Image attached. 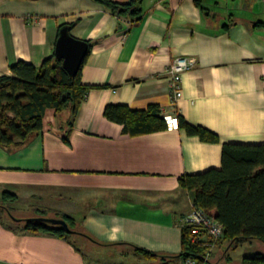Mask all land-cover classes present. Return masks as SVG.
Masks as SVG:
<instances>
[{"label": "crops", "instance_id": "0c3cea01", "mask_svg": "<svg viewBox=\"0 0 264 264\" xmlns=\"http://www.w3.org/2000/svg\"><path fill=\"white\" fill-rule=\"evenodd\" d=\"M140 8L129 21L97 0H0V75L19 60L41 65L68 25L90 46L80 80L92 86L69 130L47 109L38 133L0 146V194H14L6 205L16 218L45 207L95 240L85 251L1 215L0 264H164L137 261L133 246L179 254L182 218L193 205L179 178L220 168L222 143H264V1L141 0ZM174 57L194 63L172 105L166 70ZM109 104L157 105L219 142L180 127L130 137L104 117ZM236 248L226 249L228 262Z\"/></svg>", "mask_w": 264, "mask_h": 264}, {"label": "trees", "instance_id": "16d2710c", "mask_svg": "<svg viewBox=\"0 0 264 264\" xmlns=\"http://www.w3.org/2000/svg\"><path fill=\"white\" fill-rule=\"evenodd\" d=\"M97 1L111 14L129 21L140 17L141 0ZM89 47L88 44L86 55ZM8 70V74L0 75L1 147L22 145L30 136L38 133L43 127V117L47 109H53L69 130L81 100L92 88L81 83L80 68L74 77H70L63 69L61 60H57L54 55L45 58L39 66L19 60L11 64ZM103 115L106 119L120 124L122 132L130 137L166 129L160 109L154 104L139 110H132L126 105L109 104L105 106ZM178 118L179 127L187 135L196 136L207 143L219 142L215 133L202 126L191 125L180 116ZM63 140L68 141L67 135ZM179 184L193 193V206L202 209L221 224L222 236L216 241V246L222 238L230 242L227 249L236 248V243L238 245L252 240L264 243V143H222L220 168L185 174L179 178ZM12 198L14 194L10 192L3 191L0 194V216L8 215L7 212L13 215L6 205V201ZM33 212L36 217L60 218L75 232L69 233L58 225L25 222L24 219L21 220L22 230L47 233L71 242V238L75 236L92 239L76 227L74 219L69 215L41 206L34 207ZM191 238L190 228L182 226L181 250L176 256L155 254L134 246L133 252L149 259L164 260V264H181L187 258L194 259L195 264H218L210 258L204 259L207 247L203 239L193 241ZM72 244L77 248L73 242ZM240 264H264V255L257 253L254 256H244Z\"/></svg>", "mask_w": 264, "mask_h": 264}, {"label": "built area", "instance_id": "2783aa9c", "mask_svg": "<svg viewBox=\"0 0 264 264\" xmlns=\"http://www.w3.org/2000/svg\"><path fill=\"white\" fill-rule=\"evenodd\" d=\"M264 1V0H263ZM194 61L189 57H174L171 59L168 67L167 74L169 77L168 90L172 105L176 104V100L181 97V78L182 74L191 68ZM162 118L166 125V130L173 131L179 127V118L175 114H165ZM182 226L188 227L191 230L192 238L195 241L198 238L204 240V245L207 247L205 260L209 258L216 241L222 236L221 224L208 216L202 209L196 208L192 205L190 211L183 216ZM181 264H195L194 259L187 258Z\"/></svg>", "mask_w": 264, "mask_h": 264}, {"label": "water", "instance_id": "95a60500", "mask_svg": "<svg viewBox=\"0 0 264 264\" xmlns=\"http://www.w3.org/2000/svg\"><path fill=\"white\" fill-rule=\"evenodd\" d=\"M87 42L72 37L69 33V26L63 25L58 30V36L54 44L53 55L57 60H61V65L70 77H74L78 72L87 52ZM9 218L14 222H43L51 225H58L67 230L69 233H74L68 228L67 223L54 217H29L16 218L7 212Z\"/></svg>", "mask_w": 264, "mask_h": 264}, {"label": "rangeland", "instance_id": "374dc122", "mask_svg": "<svg viewBox=\"0 0 264 264\" xmlns=\"http://www.w3.org/2000/svg\"><path fill=\"white\" fill-rule=\"evenodd\" d=\"M72 242L79 247L82 250H89L90 248L94 247L89 238L86 236H75L73 238H71ZM233 244V243H232ZM216 245V244H215ZM236 245V249L231 250L229 252L230 257H232L231 261H227V247L230 246V242L227 239L222 238L218 244V248L215 249V251L212 253H210L209 258L212 257V259L214 260H219L221 262V264H240L241 258L244 256H254L257 253L263 254L264 255V243L259 241V240H252L251 242H245V243H240V245L237 243ZM213 249V248H212ZM227 249V250H226ZM231 249V247L229 248ZM126 251V249H120ZM129 252V249L127 250ZM212 252V251H211ZM180 253V251L178 252ZM137 261H142V262H146L147 258L144 257L143 255L140 254H135ZM213 260V261H214ZM124 261V259H123ZM151 261V260H150ZM158 261V260H156Z\"/></svg>", "mask_w": 264, "mask_h": 264}]
</instances>
